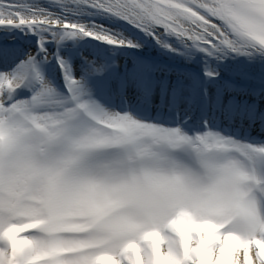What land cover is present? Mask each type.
<instances>
[{"label":"snow or ice","instance_id":"6c2138e0","mask_svg":"<svg viewBox=\"0 0 264 264\" xmlns=\"http://www.w3.org/2000/svg\"><path fill=\"white\" fill-rule=\"evenodd\" d=\"M264 264V0H0V264Z\"/></svg>","mask_w":264,"mask_h":264},{"label":"bare ground","instance_id":"6f19581e","mask_svg":"<svg viewBox=\"0 0 264 264\" xmlns=\"http://www.w3.org/2000/svg\"><path fill=\"white\" fill-rule=\"evenodd\" d=\"M237 259L239 261H241V264H242V259H243V253H242V251L237 254ZM102 264H103V262H102Z\"/></svg>","mask_w":264,"mask_h":264}]
</instances>
